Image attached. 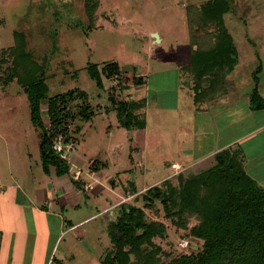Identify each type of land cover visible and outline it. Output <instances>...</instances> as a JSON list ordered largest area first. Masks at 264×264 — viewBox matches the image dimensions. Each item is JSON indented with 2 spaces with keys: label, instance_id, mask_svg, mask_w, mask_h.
Wrapping results in <instances>:
<instances>
[{
  "label": "rangeland",
  "instance_id": "374dc122",
  "mask_svg": "<svg viewBox=\"0 0 264 264\" xmlns=\"http://www.w3.org/2000/svg\"><path fill=\"white\" fill-rule=\"evenodd\" d=\"M207 1L98 0L92 21L85 6L88 0H0V228L7 232L2 231L1 234L6 235L5 239L4 236H0V239L3 242L5 240V249L8 255L11 254L9 258H14V264H103L114 253L119 257L131 255L133 259L135 254L131 241H122L124 237L116 227L122 210L116 209V214H112L110 202L106 200L109 193L104 188L110 189L108 180L112 175H116L120 184L119 195L138 193L125 205L143 209L145 222L157 225L150 242L140 247L147 252L146 256L152 264H185L179 261V256L181 253L189 254L188 238L191 228L198 222L197 218L182 214L186 220V227H182L176 218L167 216L160 201H154L153 207L147 208L141 196L147 189L157 186L169 199L179 203L181 197L177 199L178 188H181V184L186 186L183 178L190 172L184 173V177L182 166H174V163L181 161L180 150H176L179 145L177 139L185 136L187 130H179L174 134L172 124H165L171 126L166 127L164 134L158 131V135L163 137L154 138V135L155 143L144 152L142 167L136 158L143 150V131H137L132 141V135L128 138L113 116H96L89 124L82 122L78 114L79 101L76 100L73 102L75 106H72L75 123L72 125L71 138L74 136L75 149L71 153V163L75 150L80 153L77 157L80 161L77 162L78 167L74 163L76 168H71L74 172L81 171L82 175L74 182L78 188L74 196H66L69 199L65 201L66 192L63 193V189L54 183L55 178H49L42 170L39 158L41 130L30 121L25 93L27 86L24 83L29 76L20 71L21 57L17 53L13 33L18 34L19 39L23 37L29 60L43 69V83L48 97L83 90L88 94L90 105L97 112H103L109 109L108 97L113 94L117 100L133 99L125 87L132 89V78L144 77L148 66L178 63L181 66L182 84L195 79L183 71L191 62V46L195 44L193 49L201 44L204 46L206 39L210 41L207 34L216 33L213 25L202 29L200 23L191 22L198 18L199 7ZM230 2L233 12L225 16V25L239 45L242 56H245L247 46L258 48L263 76L264 0ZM109 62H116L122 67L120 71L127 81L117 84L113 90H109L110 86L116 85L106 82L102 91L97 88L87 68L93 65L99 70ZM255 67L256 64L253 65ZM178 82V73L170 70L154 76L152 81L148 79L147 87L153 90L154 84L160 86L156 88L160 95L167 96H163L162 100L172 106V93L178 90ZM156 89L154 91L157 92ZM229 91L227 84L226 93L219 97ZM180 94L185 99L183 91ZM191 94L193 102L201 99L202 94L194 96L193 91ZM45 103H41L44 123L48 119ZM152 116L149 110L147 117L150 130L153 128L150 121ZM76 127H84L82 135L80 131H75ZM108 128L112 134H108ZM109 140L121 144L116 151L110 150ZM132 157L137 167L129 165ZM91 159L99 160L103 165L107 177L103 180L104 185L102 180H96L97 173L87 177L88 161ZM197 168L196 174L201 177L199 180L209 179L208 185L218 184L213 182L215 176L224 177V174L208 175L209 167L205 163ZM174 171L178 173L169 177ZM71 176L66 178L70 179ZM254 183L264 193V180ZM192 184L188 192L206 188H199L197 182ZM85 185H91L92 188L86 191ZM95 188L101 193L96 198L93 194ZM170 188L173 190L170 191ZM39 192L50 195L40 202ZM48 200L56 201L58 205L48 206ZM71 224L72 228L69 227ZM191 240L190 247L197 249L199 241ZM181 241H185L186 246L181 245ZM8 255L2 264H8Z\"/></svg>",
  "mask_w": 264,
  "mask_h": 264
},
{
  "label": "trees",
  "instance_id": "16d2710c",
  "mask_svg": "<svg viewBox=\"0 0 264 264\" xmlns=\"http://www.w3.org/2000/svg\"><path fill=\"white\" fill-rule=\"evenodd\" d=\"M85 6L93 21L98 0H88ZM231 6L230 0H208L199 7L198 18L191 20L200 23L202 29L209 25L216 28L215 34H207L212 43L206 39L204 46L201 44L195 49H193L195 44L191 46V62L183 70L185 75L195 77L191 82H183V85L187 83L186 87L194 92V96L202 94L200 100L194 99L195 105L226 93L227 77L238 63L237 46L224 20L226 15L233 12ZM188 27L190 31V26ZM13 34L17 53L21 57L20 71L29 76L24 83L27 86L25 93L29 103L30 121L35 128L41 130L39 158L42 170L48 177H66L70 174V166L51 151L53 138L63 129V121L71 119L73 124L75 123L72 106L76 100L79 101L78 114L82 122H89L96 109H92L87 94L83 91L73 90L68 94L48 97L43 83V69L29 60L25 53L23 37L20 36L19 39L18 34L15 32ZM87 70L97 88L102 91L105 89V83H110L113 75L117 76L118 85L127 81L126 77L122 78L123 74L117 63H107L99 70L92 65ZM257 74L258 71L253 78L254 85L249 105L253 111H262L264 100L258 93ZM132 83L139 87L143 84V79L132 78ZM111 89L114 87L111 86L109 90ZM113 97L114 94L109 96L108 101L116 106V117L120 126L127 130L143 129L144 118L136 112L144 107V101L117 100ZM44 101L49 126L41 118V103ZM79 129L76 127L75 131L78 132ZM72 140L75 142L74 136ZM102 168L100 163L94 162L89 171L99 172ZM178 189L177 199L181 197L178 199L179 203L172 201V198L169 199L157 186L147 189L141 200L147 208H152L154 201H160L167 216L176 218L182 227H186V220L182 214L197 218L198 222L191 228V236L188 238L189 254L181 253L179 261L185 264H264V193L253 179L244 172H238L217 185L193 192H188L184 184ZM172 190L170 188V191ZM120 208L122 214L116 222V227L124 237L122 241H131L135 256L131 259V255L119 257L114 253L107 257L103 264H152L151 259L146 256L147 252L140 247L150 242L157 225L145 222L143 209L125 204ZM191 239L199 241L197 249L190 247ZM113 242L116 243V240Z\"/></svg>",
  "mask_w": 264,
  "mask_h": 264
},
{
  "label": "crops",
  "instance_id": "0c3cea01",
  "mask_svg": "<svg viewBox=\"0 0 264 264\" xmlns=\"http://www.w3.org/2000/svg\"><path fill=\"white\" fill-rule=\"evenodd\" d=\"M258 17H261L258 15ZM158 37V36H157ZM159 39V37H158ZM235 41V39H234ZM158 42V41H157ZM236 43V41H235ZM237 52H238V63L234 67L233 71L227 77V83L230 88L228 94L224 96H218L214 98L211 102H201L195 105L193 102L192 94L190 89L184 86L181 83V66H178V63H174L171 65H156L153 67H147L145 70L147 71L143 78V84L139 87L133 85L132 89L129 87L125 91L131 92L130 98L134 102H141L144 101V107L141 108L136 112V114H140L144 118V128L143 129H130L126 131L127 137H130L132 141L134 140V135L137 131H143V150L139 152L137 156V162H141V166H144L145 162V154L144 152L151 148V144L155 143L154 138L158 137L161 138L163 135H158L159 132L164 134L166 127L165 124H172L175 128V133L179 130H187L185 136H180L178 141V147L176 150H180V157L181 161H176L174 166L181 165L182 170L181 173L190 172L186 175L184 179L187 188H192V183L197 182L198 187H207L209 183V179L205 181L203 179L200 181L201 177L196 174L197 167L205 163L208 168V175L211 173L213 176L216 174L223 175L222 178L213 179L214 183L222 182L228 178L233 177L238 172H244L246 175L253 179L254 181L264 180V110L262 111H253L249 105V98L251 91L253 89V78L255 72L258 71L259 81L257 83L258 93L261 98L264 100V75L262 64L259 62L258 58V48L255 49L254 46L246 48L244 51L245 56H242V53L239 49V45L236 43ZM264 52V48H262ZM250 54H249V52ZM250 55V56H249ZM112 63V62H109ZM116 63V62H113ZM118 64V63H117ZM251 64V66L249 65ZM256 64V67L253 68V65ZM188 65V64H187ZM249 65V67H247ZM119 68L121 67L118 64ZM122 68V67H121ZM170 70L175 71L178 73L179 82L177 84L178 90L173 92L172 99H174V103L167 104L162 100V97H167L165 95H160V91L158 89L160 86L154 84L153 90L147 87L148 79L151 81L153 77H157L158 74L162 75ZM183 70V69H182ZM123 71V70H122ZM180 86V87H179ZM154 89L157 90L154 91ZM83 91V90H81ZM104 91V90H103ZM185 95V99L181 97V92ZM84 92V91H83ZM87 94V93H86ZM187 96V99H186ZM88 97V94H87ZM166 99V98H165ZM189 99V102H188ZM164 103V105H162ZM109 102V109L103 110V112H97L95 110V114L92 119L87 122L88 124L91 123L96 116H101L102 118H107L109 116H113L116 123H118L116 117V111L113 105L110 108ZM191 104V105H190ZM92 107V106H91ZM182 108V111H181ZM92 109H95L92 107ZM152 111V120L153 128L149 129L150 122L149 117H147V113ZM170 119V121H169ZM172 119V120H171ZM172 121V122H171ZM120 127V126H119ZM120 128V129H122ZM83 128H80V133L82 135ZM148 130V131H147ZM159 131V132H158ZM108 134H112L110 128H108ZM80 141V140H79ZM79 143V142H78ZM110 150L116 151L118 145L121 144H114L111 143L109 140ZM78 146V144H77ZM76 146V148H77ZM153 150V148L151 149ZM78 152V151H77ZM75 150L72 159L74 163L78 167L77 162L80 161L78 154ZM104 154V153H103ZM82 155V154H81ZM93 158V155L90 154ZM137 155V154H136ZM132 156V155H131ZM134 157V156H133ZM133 157L129 160V165L133 167H137V163H133ZM96 162L97 164L100 163L99 160L92 159L88 161L87 166V177L92 176V174H96V180L101 181L104 185L105 178V170L103 169L99 172H90L89 167L92 163ZM208 162V164H207ZM101 164V163H100ZM172 167V165H171ZM185 168V169H184ZM192 169V170H191ZM199 170V169H198ZM194 171V172H193ZM193 172V173H192ZM91 173V174H89ZM132 173V172H130ZM178 172L174 171V173H170L169 177L177 174ZM203 175L202 172H200ZM132 176L134 174H131ZM221 175V176H222ZM131 176V177H132ZM55 178L53 181L56 185H59L63 189L64 193V200H68L69 198H65L66 196L73 197L74 191L77 188L76 184L73 181H70L65 176L61 178ZM94 177V175H93ZM50 178V177H49ZM168 179V178H167ZM219 181H216L218 180ZM101 183V184H102ZM110 183V189L105 187L104 189L109 193L108 197H106L107 202H110L109 210L113 211L114 214L115 210L120 209L122 205L127 203L126 201L129 200L131 197L136 196L138 193H125V196L119 195V186L116 179V175H112V177L108 180ZM201 183V184H199ZM213 183L209 184L208 186L212 185ZM78 189V188H77ZM103 189V188H101ZM95 192L94 197L96 198L100 193L98 188L94 189ZM40 194V195H39ZM38 200L43 202L45 200V196L48 198L50 194L44 195L43 193L39 192ZM131 194V196H130ZM63 196V194L61 195ZM117 199L116 202L113 203L114 199ZM63 204V202H61ZM48 206L58 205L56 201H47ZM107 209H105L106 211ZM44 211V210H43ZM110 212V211H108ZM43 213V212H42ZM116 214V213H115ZM114 214V215H115ZM72 228V224L69 225ZM3 228H0V236L5 235L1 234ZM6 232V231H5ZM7 233V232H6ZM17 235H21L18 233ZM7 237V236H6ZM25 240V238H20ZM5 242V240H4ZM0 239V263L2 264L3 259L8 255V250L5 249V244ZM22 246V245H21ZM7 254V255H6ZM9 255H11L9 253ZM8 255V264H14L13 259H10ZM4 256V257H3Z\"/></svg>",
  "mask_w": 264,
  "mask_h": 264
},
{
  "label": "built area",
  "instance_id": "2783aa9c",
  "mask_svg": "<svg viewBox=\"0 0 264 264\" xmlns=\"http://www.w3.org/2000/svg\"><path fill=\"white\" fill-rule=\"evenodd\" d=\"M110 83L117 86V84L119 83V80L116 75L112 76ZM116 86H113V87H116ZM46 125L49 126L48 119H47ZM72 125H73V121H71V119H67L63 121V124H62L63 129L54 136L52 145H51V151L60 160L66 162L70 166V174L72 175L70 179L74 182H77L80 179L82 172L78 170L74 172L73 169L71 168L73 166L72 165L73 163H71V153L75 149L73 148L74 141L71 138ZM91 188H92L91 185L84 186V189L86 191H89ZM181 245L186 246V242L181 241Z\"/></svg>",
  "mask_w": 264,
  "mask_h": 264
},
{
  "label": "water",
  "instance_id": "95a60500",
  "mask_svg": "<svg viewBox=\"0 0 264 264\" xmlns=\"http://www.w3.org/2000/svg\"><path fill=\"white\" fill-rule=\"evenodd\" d=\"M154 37H155V38H157V35H156V34H154Z\"/></svg>",
  "mask_w": 264,
  "mask_h": 264
}]
</instances>
